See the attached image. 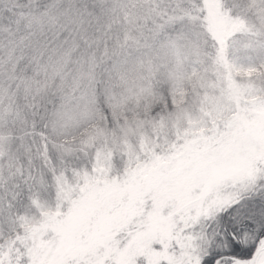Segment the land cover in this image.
I'll use <instances>...</instances> for the list:
<instances>
[{
  "label": "snow or ice",
  "instance_id": "snow-or-ice-1",
  "mask_svg": "<svg viewBox=\"0 0 264 264\" xmlns=\"http://www.w3.org/2000/svg\"><path fill=\"white\" fill-rule=\"evenodd\" d=\"M0 264H264V0H0Z\"/></svg>",
  "mask_w": 264,
  "mask_h": 264
}]
</instances>
